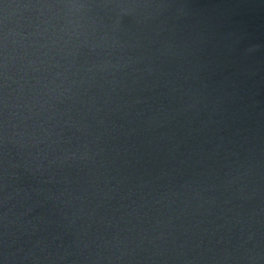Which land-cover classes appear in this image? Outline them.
<instances>
[{"label": "water", "instance_id": "95a60500", "mask_svg": "<svg viewBox=\"0 0 264 264\" xmlns=\"http://www.w3.org/2000/svg\"><path fill=\"white\" fill-rule=\"evenodd\" d=\"M0 264H264V0H0Z\"/></svg>", "mask_w": 264, "mask_h": 264}]
</instances>
